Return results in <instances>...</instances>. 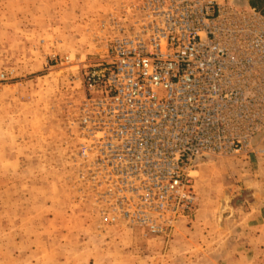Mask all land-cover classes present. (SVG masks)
Segmentation results:
<instances>
[{
	"label": "rangeland",
	"instance_id": "rangeland-1",
	"mask_svg": "<svg viewBox=\"0 0 264 264\" xmlns=\"http://www.w3.org/2000/svg\"><path fill=\"white\" fill-rule=\"evenodd\" d=\"M126 1L0 0V264H264V133L198 162L195 201L162 234L106 221L83 180L84 74Z\"/></svg>",
	"mask_w": 264,
	"mask_h": 264
},
{
	"label": "built area",
	"instance_id": "built-area-1",
	"mask_svg": "<svg viewBox=\"0 0 264 264\" xmlns=\"http://www.w3.org/2000/svg\"><path fill=\"white\" fill-rule=\"evenodd\" d=\"M84 74L82 178L101 213L165 233L195 201L190 170L264 133V14L219 0H127ZM3 77V74H0Z\"/></svg>",
	"mask_w": 264,
	"mask_h": 264
},
{
	"label": "trees",
	"instance_id": "trees-1",
	"mask_svg": "<svg viewBox=\"0 0 264 264\" xmlns=\"http://www.w3.org/2000/svg\"><path fill=\"white\" fill-rule=\"evenodd\" d=\"M251 6L257 8L260 4H262L263 1L261 0H250Z\"/></svg>",
	"mask_w": 264,
	"mask_h": 264
},
{
	"label": "crops",
	"instance_id": "crops-1",
	"mask_svg": "<svg viewBox=\"0 0 264 264\" xmlns=\"http://www.w3.org/2000/svg\"><path fill=\"white\" fill-rule=\"evenodd\" d=\"M236 3H242V1L241 0H236L235 1ZM248 5V4H247ZM249 6H251V5H249ZM262 13V12H261Z\"/></svg>",
	"mask_w": 264,
	"mask_h": 264
}]
</instances>
